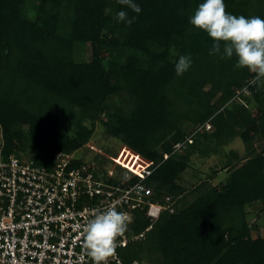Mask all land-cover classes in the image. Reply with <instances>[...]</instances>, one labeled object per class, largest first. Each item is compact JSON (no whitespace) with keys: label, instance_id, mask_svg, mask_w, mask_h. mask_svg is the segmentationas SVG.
<instances>
[{"label":"trees","instance_id":"obj_1","mask_svg":"<svg viewBox=\"0 0 264 264\" xmlns=\"http://www.w3.org/2000/svg\"><path fill=\"white\" fill-rule=\"evenodd\" d=\"M134 2L139 14L118 0H0V158L51 168L58 152L91 142L99 123L154 170L126 184L142 181L165 207L158 219L148 208L135 212L132 232L151 229L123 252L127 262L264 264V237H253L248 220L253 204L264 212V82L254 84V73L237 69L235 56L221 59L223 45L209 54L212 39L189 23L203 0ZM224 3L229 14L264 19V0ZM120 11L134 23L117 21ZM80 50L89 58L79 60ZM181 56L192 64L177 76ZM207 124L212 131L175 152L192 128ZM236 138L246 152L227 154L221 171L229 177L220 187L209 179L191 190L180 183L196 152L209 156L212 143Z\"/></svg>","mask_w":264,"mask_h":264},{"label":"built area","instance_id":"obj_2","mask_svg":"<svg viewBox=\"0 0 264 264\" xmlns=\"http://www.w3.org/2000/svg\"><path fill=\"white\" fill-rule=\"evenodd\" d=\"M187 141L193 143L192 137ZM181 147L178 144L175 150ZM78 159L75 153L58 152L51 168L37 166L28 158L0 160V264H92L82 255V225L92 209L110 205L125 212L129 222L108 264H143L127 262L122 255L151 229L132 232L135 212L148 208L147 215L158 219L165 207L151 200L152 190L142 181L131 187L126 181L145 180L154 170L136 159L117 184L92 163L75 166Z\"/></svg>","mask_w":264,"mask_h":264},{"label":"clouds","instance_id":"obj_3","mask_svg":"<svg viewBox=\"0 0 264 264\" xmlns=\"http://www.w3.org/2000/svg\"><path fill=\"white\" fill-rule=\"evenodd\" d=\"M118 2L137 14L141 12L134 0ZM115 19L128 25L135 21L125 11L118 12ZM189 23L212 39L210 55L220 53L223 45L221 59L235 56L237 69H247L255 74L256 82H264V19L229 14L224 0H203ZM191 64L190 56H181L175 65L177 76L188 71ZM89 217L82 225V255L90 258L92 264H108L116 255L117 239L127 231L129 217L111 205L92 209Z\"/></svg>","mask_w":264,"mask_h":264},{"label":"rangeland","instance_id":"obj_4","mask_svg":"<svg viewBox=\"0 0 264 264\" xmlns=\"http://www.w3.org/2000/svg\"><path fill=\"white\" fill-rule=\"evenodd\" d=\"M29 15L34 18L35 12L33 6L29 5ZM89 49V47H88ZM80 50V54L78 59L84 60L89 58V53L86 54V51L82 52ZM108 58V55H107ZM254 84H255V80ZM246 97H251V93L247 90ZM240 94H238L239 96ZM241 99L240 96L237 97ZM121 98H116L112 102L120 103ZM239 101V100H238ZM241 103H245L244 100L241 99L239 101ZM250 109L253 113H258L254 104L250 105ZM212 127V125H211ZM199 129V130H198ZM198 132L196 133V131ZM202 130L212 131V128L207 126H201L200 128H192L188 135L189 138H193L195 140V136ZM182 147L180 149L175 150L176 153H180L184 151L187 145H192L189 141H185L180 143ZM3 147V138L2 132L0 129V155ZM205 149V146L202 147ZM245 144L240 138H236L231 141L229 144H217L212 143L209 147L210 155L205 156L201 152H196L190 162L189 169L180 178V183L188 188L189 190L195 188L197 185L207 181L209 179V183L212 186L220 187L225 180L229 177L228 171H221L222 167L226 163V156L230 151L236 150L242 156L245 155ZM77 155V157L81 158L84 162L92 163L97 166V169L101 174H108L107 176H126L127 172H129V168L134 166V161L136 159H142L143 162L149 164L147 160L138 155L136 152L132 151L127 145L122 143L119 139L114 138L109 133H107L106 129L102 127L101 124H97L95 129V133L93 135V139L89 142L84 148L79 151L73 152ZM140 159V160H141ZM1 160V158H0ZM217 172V175L215 172ZM170 199L173 200V197ZM169 199V200H170ZM167 200V199H166ZM168 200V201H169ZM175 200V199H174ZM177 201L172 202V206L176 205ZM248 220L253 229V237L257 238L259 236L264 237V212L262 205L259 203H255L248 208ZM148 264V263H147ZM149 264H152L149 261Z\"/></svg>","mask_w":264,"mask_h":264}]
</instances>
